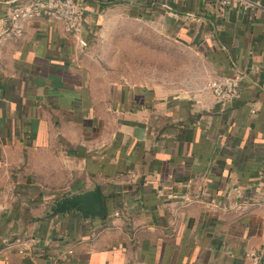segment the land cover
Instances as JSON below:
<instances>
[{
    "label": "crops",
    "instance_id": "crops-1",
    "mask_svg": "<svg viewBox=\"0 0 264 264\" xmlns=\"http://www.w3.org/2000/svg\"><path fill=\"white\" fill-rule=\"evenodd\" d=\"M83 1L82 33L40 17L1 47L0 264H264V0ZM107 7L195 41L205 86L103 90L81 41ZM227 75L240 91L221 102L208 83ZM96 188L103 216L55 212Z\"/></svg>",
    "mask_w": 264,
    "mask_h": 264
},
{
    "label": "rangeland",
    "instance_id": "rangeland-1",
    "mask_svg": "<svg viewBox=\"0 0 264 264\" xmlns=\"http://www.w3.org/2000/svg\"><path fill=\"white\" fill-rule=\"evenodd\" d=\"M86 43L82 57L87 73L103 90L112 84L169 95L190 93L210 79L195 41L133 11L105 8Z\"/></svg>",
    "mask_w": 264,
    "mask_h": 264
},
{
    "label": "built area",
    "instance_id": "built-area-1",
    "mask_svg": "<svg viewBox=\"0 0 264 264\" xmlns=\"http://www.w3.org/2000/svg\"><path fill=\"white\" fill-rule=\"evenodd\" d=\"M222 8L239 4L244 7L252 6L248 0H218ZM86 5L83 0H16L7 5L5 11L0 15V52L3 41L6 38L21 34V22L40 17H56L62 20L64 28L70 33H82ZM85 46L86 40H82ZM208 87L214 97L221 102L232 101L239 95L240 79L236 75H227L211 79ZM264 203V199H263ZM15 241L20 242L19 239ZM24 253V250H20ZM74 250L69 248L61 251L58 255L65 259L73 254ZM253 258L254 264H261L260 255L253 251L247 253Z\"/></svg>",
    "mask_w": 264,
    "mask_h": 264
},
{
    "label": "water",
    "instance_id": "water-1",
    "mask_svg": "<svg viewBox=\"0 0 264 264\" xmlns=\"http://www.w3.org/2000/svg\"><path fill=\"white\" fill-rule=\"evenodd\" d=\"M77 209L85 217L103 216L104 200L99 188L63 198L56 202L55 212Z\"/></svg>",
    "mask_w": 264,
    "mask_h": 264
}]
</instances>
